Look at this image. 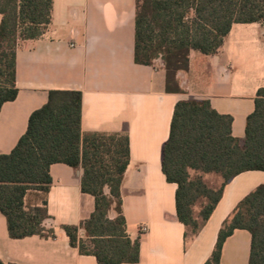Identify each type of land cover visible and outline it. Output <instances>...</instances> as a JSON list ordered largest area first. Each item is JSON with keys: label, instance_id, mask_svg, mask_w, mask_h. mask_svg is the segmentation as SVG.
<instances>
[{"label": "crops", "instance_id": "obj_1", "mask_svg": "<svg viewBox=\"0 0 264 264\" xmlns=\"http://www.w3.org/2000/svg\"><path fill=\"white\" fill-rule=\"evenodd\" d=\"M136 6L137 0H53L52 22L44 35L19 43V93L0 111V157L16 148L49 92H81L82 134L126 136L130 141L121 191L127 232L140 241V260L125 264H206L224 221L264 185V172H244L229 181L200 234L186 245L185 227L177 218V185L164 175L162 150L176 104L189 99L210 101L216 112L233 118V136L245 138L247 119L264 88V24H234L216 55L191 51L189 71L178 74L183 92L169 93L161 60L154 66L135 61ZM2 18L0 14V25ZM50 176V219L44 226L54 235L13 239L0 213V261L99 264L96 257L73 248L63 229L80 226L95 210V199L82 192V172L56 163ZM42 200L41 193L32 191L26 204L41 206ZM251 245L249 231L235 230L224 242L219 264H249Z\"/></svg>", "mask_w": 264, "mask_h": 264}, {"label": "trees", "instance_id": "obj_2", "mask_svg": "<svg viewBox=\"0 0 264 264\" xmlns=\"http://www.w3.org/2000/svg\"><path fill=\"white\" fill-rule=\"evenodd\" d=\"M53 0H0V111L16 100V55L20 41L37 40L52 22ZM264 24V0H137V64L161 60L166 90L182 93L178 74L188 72L191 51L218 54L234 24ZM83 95L51 91L35 111L16 148L0 157V213L13 239L52 237L47 195L50 167L63 163L81 171L82 192L95 199V210L80 226H64L70 245L99 264L138 263L140 241L127 232L122 185L130 163L126 136L82 134ZM233 118L216 112L207 100L176 104L170 136L162 150V168L177 185L176 211L185 227L186 245L202 231L222 198L224 187L248 171L264 172V88L255 99L244 139L232 134ZM222 179L219 187L205 176ZM42 194L41 206L26 204L28 193ZM110 212L116 217L111 219ZM237 229L252 236L249 264H264V185L245 197L224 221L214 253L206 264H219L226 239ZM0 264H4L0 261Z\"/></svg>", "mask_w": 264, "mask_h": 264}, {"label": "rangeland", "instance_id": "obj_3", "mask_svg": "<svg viewBox=\"0 0 264 264\" xmlns=\"http://www.w3.org/2000/svg\"><path fill=\"white\" fill-rule=\"evenodd\" d=\"M205 180L207 183H209L213 187H219L222 183V179L217 176H205Z\"/></svg>", "mask_w": 264, "mask_h": 264}]
</instances>
